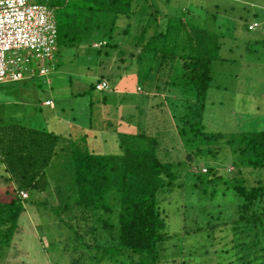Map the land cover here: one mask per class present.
Returning a JSON list of instances; mask_svg holds the SVG:
<instances>
[{
    "label": "trees",
    "instance_id": "trees-1",
    "mask_svg": "<svg viewBox=\"0 0 264 264\" xmlns=\"http://www.w3.org/2000/svg\"><path fill=\"white\" fill-rule=\"evenodd\" d=\"M204 1L196 3L203 12L210 14L206 9L208 3L204 4ZM172 2L175 1L59 0L51 8L58 10V32L59 28H65L67 32L71 29L76 38L101 37L100 41L105 40L109 46L114 41L113 33L119 21L125 19L128 22L136 16L141 18L143 30L141 36L135 38L136 45L141 47L136 57L137 65L145 60L149 63L147 71L157 76H153L155 81L169 78L172 82L167 87L171 85L195 99L187 107L188 112L177 118V124L183 123L176 129L186 153L185 161L172 158L168 162L162 161L158 153L165 144L150 133L130 134L125 129H114L111 133L117 137L118 154L103 155L73 143L68 161L63 162L65 165L61 170L66 176L68 174L63 171H70V177H64L63 181L56 178V193L47 192L46 170L50 168L62 138L34 127H12L8 130L12 132L10 147L3 153L2 162L13 186L9 185L5 191L7 200L0 197V244L10 247L12 239L21 232L19 221L27 214L21 193H38L37 196L42 198L47 192L52 198L51 207L71 210L73 204L82 209L83 217L76 223L80 231L71 229L73 239L81 243L75 250L84 254L96 250L94 262L96 257L99 260L106 257L109 264H186L183 259L185 239L203 232L207 242H215L210 246L218 248L215 253L222 261L220 264H264V181L254 175L256 171L264 170V131L247 130L227 135L205 130V98L213 81V66L226 62L219 54L222 35L207 28L206 24L203 26L200 22L204 19L195 23L191 7L167 13L166 6ZM219 4H214L216 12L210 14L214 22L218 21L217 11H227ZM161 5L165 9H161ZM253 23L256 22L246 24L247 31L254 30L249 28ZM149 32L151 35L147 38ZM95 40L93 38L92 43ZM93 48L101 54L100 49ZM150 88L154 90L152 85ZM121 122L129 121L123 117ZM108 124H112L111 121L107 122L106 129ZM220 155L225 158L224 165H233L231 177L226 172L218 176L220 166L214 162L212 165L205 163L218 161ZM190 168L198 171L190 172ZM204 168L206 173L201 172ZM185 173L194 176V188L221 183L239 199L235 213L223 214L206 223L199 222L195 228L185 229L182 238L180 233L171 235L158 199L174 189L177 177H187ZM244 174L254 175L258 180L253 185H246ZM67 194L75 196H65ZM34 202L37 201L28 204L36 206L42 201ZM114 209L117 214L111 218ZM102 212L108 213L105 219L101 217ZM178 248L182 251L176 254L181 253L182 260L170 254L172 249L178 251ZM191 252L188 249L187 256Z\"/></svg>",
    "mask_w": 264,
    "mask_h": 264
},
{
    "label": "rangeland",
    "instance_id": "rangeland-1",
    "mask_svg": "<svg viewBox=\"0 0 264 264\" xmlns=\"http://www.w3.org/2000/svg\"><path fill=\"white\" fill-rule=\"evenodd\" d=\"M57 1L59 0H31L32 3L44 4L50 8L52 4H57ZM174 1L167 4V13L191 7L195 23L204 19V22H200L203 26L206 24L207 28L214 29L222 35L219 54L226 62L213 66V81L205 98L203 120L205 130L227 135L247 130L264 131V0H205L203 3H208L206 9L210 14L216 12L215 3H220L227 9L225 13L217 11L218 21L215 22L210 14L200 9V4L196 3L199 0ZM161 7L165 9L163 5ZM52 10L58 26V10ZM140 19L136 16L128 22L125 19L119 21L113 33L114 41H111V46L106 45L105 40L100 41L101 37L98 39L93 37L96 40L92 43L93 38H76L71 29L67 32V29L59 28L53 60L36 62L32 59L33 52L21 51L22 56L32 60L29 67L33 72L43 67L49 74L46 77L39 78L35 75L31 80L0 85V132L14 124L61 130L67 127L65 121L73 124L74 117L78 118L81 126L92 122L94 128L111 121L112 124H108L107 129L104 127L108 132L125 129L124 131L127 130L130 134L150 133V136L157 137L159 142L165 144L160 148L162 152L158 153L162 161L168 162L170 158L185 161L186 153L180 144L176 129L183 123L177 124V118L188 112L187 107H190L195 99L192 95L179 92V89L171 85L167 87L172 82L169 78L155 81L153 76H157L147 71L146 65L149 63H145V60L137 65L136 57L141 47L136 45L135 38L141 36L143 30ZM254 21L259 23L258 26L253 31H247L246 24ZM150 35L151 32L146 37ZM114 45L117 46L113 47ZM93 47L100 49L101 54L98 55ZM102 80L108 81L109 88L103 92L93 89L97 82ZM151 85L154 90L150 88ZM46 99H53L56 106H53V109L43 106L42 103ZM108 99L117 103V108L114 106L103 108L102 103ZM105 111L111 113L110 117L105 115ZM123 117L129 122L122 124ZM68 131L67 127V131L63 132ZM112 135L113 133L106 134L104 137L106 143L95 142V139L87 142L85 138L82 142L83 147L89 148L90 144L95 150L104 149L108 151L107 154H118L120 152L118 140ZM88 136L91 138L90 133ZM223 155L222 157L220 155L218 161L209 160L205 163L212 165L214 162L219 165L218 176L226 172L231 177L234 172L233 165L230 163L224 165ZM189 170L193 173L198 171L193 168ZM63 172L68 176L62 173L59 181H63L64 177H70V171ZM201 172L206 173L205 168ZM185 174L187 177L176 178L172 191L163 193L158 199L171 235L180 233L182 238L185 237V229H193L199 222L202 224L210 219L216 220L223 214L235 213V205L239 199L233 192L225 190L221 183H208L204 184V187L194 188V176ZM256 174L259 180L264 181V170L256 171L254 175ZM254 175H243L246 185L255 184L258 179H255ZM8 185L12 184L0 182V186L6 187L5 189L9 187ZM26 194L28 197L24 202L28 212L23 214L19 221L21 232L12 239L10 247L0 244V264H42L45 260L48 263L44 264H109L106 257L100 260L96 257L94 262L96 250L94 253L86 254L75 250L81 243L73 239L74 232L71 229L74 227L80 231L76 223L83 217L82 209L72 204L71 210H61L51 207L52 198L46 193L41 196L42 198L37 196L38 193ZM32 201H37L34 202L36 204L42 202L36 206L28 204ZM113 213L111 218L113 215L116 217L117 210L114 209ZM102 215L101 217L105 219L104 216L107 217L108 213ZM39 241L43 243V247ZM185 242L183 259L186 264L222 262L216 257L215 252L218 248L210 246L215 242L212 243L210 240L207 242L203 232L198 236L187 237ZM188 249L192 252L187 256ZM179 251L182 249L178 248V251L172 249L170 254L172 256L175 254L182 260L181 253L176 254Z\"/></svg>",
    "mask_w": 264,
    "mask_h": 264
},
{
    "label": "built area",
    "instance_id": "built-area-1",
    "mask_svg": "<svg viewBox=\"0 0 264 264\" xmlns=\"http://www.w3.org/2000/svg\"><path fill=\"white\" fill-rule=\"evenodd\" d=\"M258 26L253 23L251 30ZM57 25L53 10L31 0H0V85L18 83L37 77H46L49 72L41 67L33 72L32 61L21 51L33 52V60H53L57 46ZM35 56V57H34ZM109 83L102 80L96 85L99 91L107 90ZM53 107V102L45 103ZM21 197L28 196L22 192Z\"/></svg>",
    "mask_w": 264,
    "mask_h": 264
},
{
    "label": "crops",
    "instance_id": "crops-1",
    "mask_svg": "<svg viewBox=\"0 0 264 264\" xmlns=\"http://www.w3.org/2000/svg\"><path fill=\"white\" fill-rule=\"evenodd\" d=\"M48 83H50V82H48ZM48 101H52L53 102V106L54 107L56 106V103H55V101L53 99H46L42 103V105L43 106H47L50 109H53L52 106H48V105L45 104ZM108 101L111 104H107V103H109ZM108 101L104 100V102L102 103L101 106H103V108L110 107V106H114V107L117 108L118 104L114 103V101H112V99H108ZM145 103H147V102H145ZM89 106L91 108L92 107V103L89 104ZM105 115L110 117L111 113L105 111ZM73 119H74V121H73ZM72 121H73V124L68 123V121H65V126H67L68 130H69L68 132H63V131H67V127L64 128V129L61 128V130H54V129L50 130V129H47V128H37L38 130H45V131L53 133L55 135H59L62 138V142H61V144L59 145V147L57 149V154L53 157V159L51 161L50 168H48L46 170V178L45 179H46V182H48L47 192L51 191L53 193H56V191L54 190L55 185L58 184L56 178H60L63 175L62 171H61L62 170V166L65 165L63 162L64 161H68V156H66V155H69L71 153V151H72L71 149H72V144L73 143H77L79 145H83L84 143H82V142H84L85 138H87V142H88V140L95 139V142L106 143L105 142L106 139L104 140V137L106 136L107 133H111V132H108L106 129H104V127L106 126L107 123L106 124H102L101 126L94 128V125H93L92 122L81 126L78 123V118L74 117V118H72ZM17 125L21 126V124L10 125L9 127H6L2 132H0V182L6 183V184H10L11 183L12 185H13V183L9 182L10 174L6 172V166H5V164L2 161H3V155H4L3 153L10 147L9 145H10V138H11V133L12 132L11 131H7V130H10L12 127H15ZM69 125H70V127H69ZM22 126L25 127V125H22ZM88 133L91 134V138L88 136ZM88 149L91 150V151L95 150L93 147H91L90 144H89V148ZM95 151L100 153V154H104V155H107V153H108V151H106L104 149L95 150ZM5 188L6 187H4V186H0V191H1L0 192V197L3 200H7V196H6V192H5L7 189H5ZM47 192H44V194L47 193Z\"/></svg>",
    "mask_w": 264,
    "mask_h": 264
}]
</instances>
